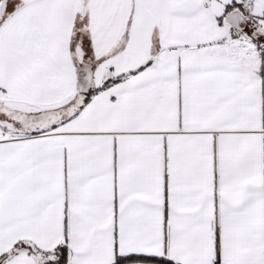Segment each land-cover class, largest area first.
Listing matches in <instances>:
<instances>
[{"label": "snow or ice", "instance_id": "obj_1", "mask_svg": "<svg viewBox=\"0 0 264 264\" xmlns=\"http://www.w3.org/2000/svg\"><path fill=\"white\" fill-rule=\"evenodd\" d=\"M0 264H264V0H0Z\"/></svg>", "mask_w": 264, "mask_h": 264}]
</instances>
